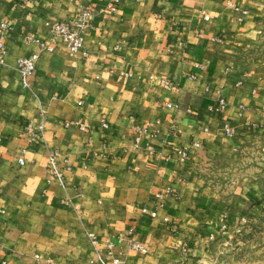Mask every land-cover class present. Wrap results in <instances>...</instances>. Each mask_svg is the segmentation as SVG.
Here are the masks:
<instances>
[{
  "label": "crops",
  "instance_id": "obj_1",
  "mask_svg": "<svg viewBox=\"0 0 264 264\" xmlns=\"http://www.w3.org/2000/svg\"><path fill=\"white\" fill-rule=\"evenodd\" d=\"M108 1L0 0V264H91L89 234L124 264H212L264 215V64L243 58L264 0ZM82 2L87 57L45 25ZM33 52L23 85L16 58ZM54 148L69 159L63 184L46 165ZM129 228L145 252L128 248Z\"/></svg>",
  "mask_w": 264,
  "mask_h": 264
},
{
  "label": "built area",
  "instance_id": "obj_2",
  "mask_svg": "<svg viewBox=\"0 0 264 264\" xmlns=\"http://www.w3.org/2000/svg\"><path fill=\"white\" fill-rule=\"evenodd\" d=\"M120 0H109L107 3L108 8L111 11H116L118 8ZM236 7V6H235ZM243 13L246 10L242 11ZM92 14L91 4L89 2H82L79 4V8L74 17L68 18H61L59 20L45 21V25L48 27V30L53 36L60 37L67 46L68 52L70 55L76 56L79 55L81 57H87L88 51L84 48L83 40L84 34L87 28L91 25L90 18ZM208 18V15H205ZM9 27L7 22L0 23V34ZM24 41H36L39 43L41 47H48L51 48L50 44H46L38 37L25 34ZM4 54V46L3 43L0 41V61L3 59ZM38 53L33 52L28 56H18L16 58V66L20 75L21 82L23 85H28V75L35 69L36 60H37ZM166 82V81H165ZM224 104V99L222 97L219 98V106L217 109H220ZM39 132H32L33 139H39L41 137V129L42 125L39 126ZM224 131L232 135L234 133V129L231 125L225 123L223 125ZM138 135H136L135 139L138 140ZM180 160H185L187 157V149L185 147H180L177 150ZM61 154L57 148L51 149L48 151L46 155V165L47 168L50 170L52 175L56 178L59 184H63L64 182V169L69 167V159L67 157H63L60 160ZM20 163H23L24 159L22 156L18 158ZM162 194L158 193V197L161 198ZM143 211H147L151 216L156 214V208L148 209L144 207ZM225 224H222V227H225ZM133 229L129 228L126 232L127 237V244L128 248L140 252H145L146 247L140 243L138 240L132 238ZM91 241L96 247V255L95 258L91 260V264H124V259L119 254H114L112 252L113 243L110 240H107L105 246L107 248L105 253H102V249L98 247V240L92 234ZM119 239H122L123 236H118ZM183 250H186V246H183ZM35 264H54L52 260H46L42 262L40 259H35Z\"/></svg>",
  "mask_w": 264,
  "mask_h": 264
},
{
  "label": "rangeland",
  "instance_id": "obj_3",
  "mask_svg": "<svg viewBox=\"0 0 264 264\" xmlns=\"http://www.w3.org/2000/svg\"><path fill=\"white\" fill-rule=\"evenodd\" d=\"M254 39L248 41L243 58H258L264 64V17ZM226 242L215 247L212 264H264V215L247 218Z\"/></svg>",
  "mask_w": 264,
  "mask_h": 264
}]
</instances>
